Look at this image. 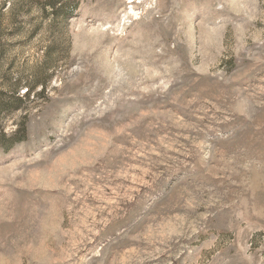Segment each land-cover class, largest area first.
<instances>
[{
  "label": "rangeland",
  "instance_id": "obj_1",
  "mask_svg": "<svg viewBox=\"0 0 264 264\" xmlns=\"http://www.w3.org/2000/svg\"><path fill=\"white\" fill-rule=\"evenodd\" d=\"M0 264H264V0H0Z\"/></svg>",
  "mask_w": 264,
  "mask_h": 264
},
{
  "label": "trees",
  "instance_id": "obj_2",
  "mask_svg": "<svg viewBox=\"0 0 264 264\" xmlns=\"http://www.w3.org/2000/svg\"><path fill=\"white\" fill-rule=\"evenodd\" d=\"M28 92H29V90H28Z\"/></svg>",
  "mask_w": 264,
  "mask_h": 264
}]
</instances>
